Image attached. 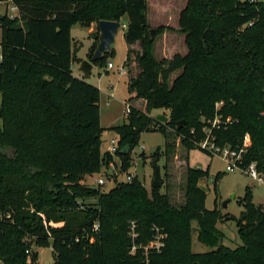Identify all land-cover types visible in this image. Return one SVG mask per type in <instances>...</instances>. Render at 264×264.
I'll use <instances>...</instances> for the list:
<instances>
[{"label":"trees","instance_id":"trees-1","mask_svg":"<svg viewBox=\"0 0 264 264\" xmlns=\"http://www.w3.org/2000/svg\"><path fill=\"white\" fill-rule=\"evenodd\" d=\"M12 2L18 14L0 15V264H41L32 245H51V264H264V204L254 202L251 187L235 216L206 207L199 183L208 170L188 167L181 205L172 203L166 184L175 151L168 130L188 150L201 149L196 142L216 117V142L236 146L249 133L245 163L256 162L264 174V1L187 0L178 28L157 27L158 33H183L187 51L161 59L153 49L147 0ZM124 17L129 100H143L145 109L126 101L127 121L110 128L118 134L116 156L127 171L141 133L161 131L165 148L152 157L166 159L165 192L149 191L138 175L109 189L85 181L116 156L101 150L100 88L73 73V64L83 59L72 26L95 22L99 28L100 20ZM111 53L94 65L107 67ZM154 109H167L169 120L150 115ZM181 120L185 126L177 128ZM230 220L241 240L235 247L224 244L218 227ZM131 221L137 243L149 242L152 227L159 226L167 234L165 246L131 254ZM195 232L210 250L193 251Z\"/></svg>","mask_w":264,"mask_h":264},{"label":"rangeland","instance_id":"rangeland-1","mask_svg":"<svg viewBox=\"0 0 264 264\" xmlns=\"http://www.w3.org/2000/svg\"><path fill=\"white\" fill-rule=\"evenodd\" d=\"M147 20L151 28H157L160 25H171L178 28V18L180 11L185 7L187 0H147ZM264 1V0H262ZM14 6L12 0H0V14L5 13L8 16H16L17 10H13ZM127 18H123L122 25L119 28L115 43L113 44V53L108 55V61L114 65L113 68L95 66L94 71L89 79L90 83L98 86L101 90L100 100V123L104 128L101 135V150L102 154L108 152L109 147L112 146L111 139L117 138L118 134L110 129L114 125L122 124L127 121L125 116L126 104L130 102L131 94L127 88L128 74L121 73V68L125 66L129 44H127L124 33ZM124 24V25H123ZM94 29L91 31L90 27L83 26L80 23L72 26V38L75 47L79 48V56L85 59L86 52L90 50L89 46L91 40L99 41V28L97 24L93 25ZM98 37V38H97ZM1 39L2 30L0 27V57H1ZM154 53L158 59L163 57L171 58L175 53H185L187 51L184 34L178 31L165 30L162 33H157L154 41ZM79 65L74 63L73 73L80 76ZM107 65V64H106ZM127 69V67H126ZM128 70V69H127ZM174 74L173 77H175ZM0 93V101H1ZM130 104L145 109V102L141 99L132 100ZM159 113H164L170 117L167 109H154L150 115L156 116ZM168 141L175 144V151L171 154L168 161L166 184H168V192L171 196L172 203L181 205L185 202V187L187 180L188 167L202 168L209 171L206 179L200 182L208 186L206 191V207H218L223 213H230L239 216L244 210L240 199L245 195V190L249 186L253 191L254 202L264 204V184L258 183L248 175L240 171H227L226 163L218 156H211L209 153L199 149H187L184 146L181 136H178L173 130L169 129ZM166 138L161 131H143L141 133L139 143L131 151L132 158L135 160L130 171L135 172L139 179L145 184L147 189L151 191L154 170L152 155L160 148L164 150ZM143 147V149H142ZM145 152L146 156L141 155ZM161 176L164 178L161 190L166 191L165 184V164L166 159L161 156L157 162ZM100 176L99 173H94L87 176L85 181L89 184H96L95 180ZM106 189L112 187V183L107 182ZM90 201V200H89ZM227 202V206L224 203ZM218 227L224 232V244L235 247L241 240L237 233V225L235 221H223L218 223ZM38 252V262L41 264H51L53 258V247H34ZM192 249L195 252H206L210 248L197 239V232L194 233Z\"/></svg>","mask_w":264,"mask_h":264},{"label":"built area","instance_id":"built-area-1","mask_svg":"<svg viewBox=\"0 0 264 264\" xmlns=\"http://www.w3.org/2000/svg\"><path fill=\"white\" fill-rule=\"evenodd\" d=\"M13 10H17V7L14 5L12 7ZM252 24V22L250 23ZM1 59V57H0ZM114 65L110 61L108 63L107 68H113ZM128 70L125 66L121 68V73L126 74ZM126 115L130 111V104L126 103ZM209 126L204 128V137L196 142L198 146L204 151L208 152L211 156H218L226 163L227 171H240L256 180L258 183L264 184V174L258 169L256 162H251L250 164L245 163V155L248 152L249 147L251 146V137L249 133H246L243 142L239 145L233 146L230 144L220 145L216 142V136L214 135V129L219 128L221 126L220 120L218 117L213 120L208 121ZM112 146L109 147L108 152L112 155L116 156V152L118 150V137L111 139ZM143 149V147H142ZM136 164L135 160H131V167L124 171L123 169V161L120 157L116 156V159H111L107 163H105L102 167L100 176L95 180L96 184L105 185L107 182L115 183V181L119 182H130L132 181L137 174L135 172L130 171L133 165ZM137 224L136 221H131L130 224V236L133 239V244L130 248L131 254H137L139 250H142L145 255H148L150 249H154L156 251H160L165 246V240L167 238V234L164 230L159 226H153V238L145 243L140 244L136 242V239L139 233L136 231ZM99 229V223H94V230ZM27 252H29L27 250Z\"/></svg>","mask_w":264,"mask_h":264},{"label":"water","instance_id":"water-1","mask_svg":"<svg viewBox=\"0 0 264 264\" xmlns=\"http://www.w3.org/2000/svg\"><path fill=\"white\" fill-rule=\"evenodd\" d=\"M98 25H99L100 34H99V43L97 45V48L91 58L83 59L79 65V70L82 73L84 79H89L91 77L92 69L94 67V62L102 58L105 52L107 51L110 52L113 50V44L115 43L116 36L118 34L119 28L122 25V23L116 20H100L98 22ZM149 31L151 33V38L155 39L158 33L157 28H150ZM155 118L161 122H167L169 120V116H167L164 113L157 114ZM185 122H186L185 120H181L175 122V124L177 128H182L183 126H185ZM128 150L129 149L126 148L123 150V152L127 153ZM157 162H158L157 159H154L152 161V167L154 170L152 187L154 188H160L163 185V179L161 176L160 167ZM199 187L204 191H208L209 189L207 185L201 182L199 183ZM224 206H227V202L224 203Z\"/></svg>","mask_w":264,"mask_h":264},{"label":"crops","instance_id":"crops-1","mask_svg":"<svg viewBox=\"0 0 264 264\" xmlns=\"http://www.w3.org/2000/svg\"><path fill=\"white\" fill-rule=\"evenodd\" d=\"M94 24H96V23H95V22L92 23V25H91V27H90V30H91V31L94 29V27H93ZM93 42H94V40L92 39L89 48L92 46ZM88 52H89V51L86 52V56L84 57L85 59L88 58V57H87ZM78 54H79V52H78ZM78 56H79V55H78ZM79 57H80V56H79ZM77 63L80 64L79 62H77ZM73 68H74V64H73ZM94 68H95V65H94V67H93V69H92V72L94 71ZM91 75H92V74H91ZM79 77H83V75H82L81 72H80V76H79ZM0 102H1V101H0Z\"/></svg>","mask_w":264,"mask_h":264}]
</instances>
